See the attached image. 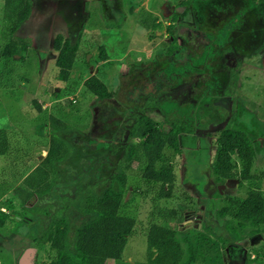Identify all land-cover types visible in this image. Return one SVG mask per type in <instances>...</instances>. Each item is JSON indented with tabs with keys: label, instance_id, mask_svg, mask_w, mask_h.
I'll return each instance as SVG.
<instances>
[{
	"label": "rangeland",
	"instance_id": "rangeland-1",
	"mask_svg": "<svg viewBox=\"0 0 264 264\" xmlns=\"http://www.w3.org/2000/svg\"><path fill=\"white\" fill-rule=\"evenodd\" d=\"M30 1L32 15L12 35L14 19L9 20L5 0H0V50L12 40L29 46L26 51L18 48L6 69L0 59V128L11 131L9 151L0 155V208L18 215L17 221L0 222V264H20L29 247L36 250L31 264H49L57 253L47 240L46 228L60 217L73 226L86 222L87 199L101 194L124 173L121 214L135 218L136 226L122 260L109 264L145 262L153 222L176 230L184 249L180 264H213L217 250L223 264H264V257H258L264 249V225L255 227L216 214L227 204L226 196L245 197L248 190L237 181L221 189L216 185L212 165L219 127L207 132L209 146L205 133L199 134L203 137L195 133L181 136L179 152L165 150L176 174L171 199H158L160 186L144 179V157L139 161L128 157L132 143L142 153V140L130 138L129 132L136 115L146 111L160 126L176 122L203 130L223 122L245 130L256 152L253 173L264 171V13L260 11L264 0ZM218 32L224 37L218 35L220 42L214 37L215 51L199 61L210 35ZM59 36L73 41L81 36L67 81L59 78L55 66L58 51L53 45ZM102 45L109 55L106 60L99 56ZM171 61L175 67L194 64L183 78L186 84L169 82V72L163 73ZM92 74L104 80L111 97L97 100L85 89ZM156 100L162 102L151 104ZM35 102L42 105L41 111ZM171 109L180 118L162 111ZM51 116L69 128L59 131ZM56 136L65 139L61 160L47 172L61 196L51 198L55 193L49 192L36 202L24 180L45 159ZM233 160L238 162V157ZM33 203L36 209L27 206ZM193 213L203 215L201 221L187 218ZM230 226L237 231L233 235ZM256 228L255 234L245 235ZM202 235L218 249L198 247ZM190 245L195 255L208 252L207 259L198 254L191 263Z\"/></svg>",
	"mask_w": 264,
	"mask_h": 264
},
{
	"label": "trees",
	"instance_id": "trees-1",
	"mask_svg": "<svg viewBox=\"0 0 264 264\" xmlns=\"http://www.w3.org/2000/svg\"><path fill=\"white\" fill-rule=\"evenodd\" d=\"M190 2V0H188ZM30 0H5V8L14 25L12 26L11 34L14 35L19 31L21 26L29 20L32 15V6ZM199 5H196L198 9ZM260 11L264 13V3L260 6ZM186 14V11L183 15ZM223 34L210 35V40L206 44V54L200 57L199 61H205L214 48L215 39ZM77 41H73L72 37L63 39L59 36L54 41V49L58 51L56 56L55 66L59 72V78L67 81L71 74V70L78 57L80 45V37ZM216 42H220L219 39ZM18 48L26 51L28 44H20L16 40L7 43L0 50V59L4 63L6 69L8 63L14 60V55L19 52ZM215 51V50H214ZM99 56L102 60L108 58V53L105 46H100ZM198 61V62H199ZM197 62V63H198ZM195 63V64H197ZM192 63H186L182 67H175L173 61L169 68L163 69V73L171 79H176L178 84L184 85L185 77L188 76ZM192 75H195L193 73ZM183 79V80H182ZM85 89L95 95L97 100H104L111 97L112 92L108 89L102 78L96 74L89 76L84 83ZM178 86V85H176ZM162 83L156 89L160 90ZM178 90V89H177ZM174 92H176L174 90ZM142 96L143 94H139ZM164 101V100H163ZM162 101H153L151 104L158 105ZM35 107L41 111L42 105L35 102ZM165 114L178 116L172 113V109L165 111ZM132 112V111H131ZM180 118V116H178ZM52 124L60 131L66 130L69 126L55 116H51ZM174 121V120H173ZM165 126H160L146 111L139 113L132 121L129 132L130 138L142 140V153L139 152L136 145L129 144L128 157L130 161L133 158L139 161L144 157L147 161L143 171L144 179L149 183L158 184L160 187L157 192L158 199H171L176 191V174L173 163L170 161V156H166L165 150L172 149L174 153L182 149V135H194V130L191 125L184 123H166ZM11 131L7 128H0V155H5L9 151ZM65 139L61 136H56L51 140L47 156L42 160L24 180L25 184L34 192V196L38 199L49 193L55 194L51 197H60L58 194L59 185L49 181L48 167L54 165L61 160V153L64 147ZM107 145L106 142L103 143ZM101 143V145H103ZM142 156V157H141ZM234 156L238 157V162L234 161ZM256 152L248 133L243 129H234L232 127L224 129L218 139L217 155L213 162V170L216 174L217 182L223 183L225 180L237 181L239 187L247 186V195L245 197H228L225 199L227 204L217 210V217H229L231 219L240 220L258 227L264 225V171L253 173ZM116 183L106 188L101 194L89 197L85 213L89 218L86 222L79 225H72V222L66 217L55 219L46 228L45 235L47 240L51 241V248L56 251V256L49 264H109L112 261H121L128 238L134 232L136 219L131 216L121 214L123 203V194L126 188L127 177L124 174L117 175L113 178ZM59 195V196H58ZM35 202V203H36ZM27 205L29 208L36 209V205ZM36 211V210H35ZM47 214L48 211H41ZM173 214H176L173 211ZM14 216V217H13ZM18 216L15 212H8L0 208V222L13 219L17 221ZM230 225V222H227ZM258 228L245 231L246 234H255ZM230 233H236L234 227H229ZM231 233V234H232ZM232 234V235H233ZM241 234V233H239ZM237 239L244 236L236 235ZM207 241L208 243H206ZM210 239L202 235L197 239L198 247L206 245L207 250L218 249L216 244H211ZM189 242V241H188ZM210 243V244H209ZM208 244V245H207ZM191 263L197 261V255L200 254L205 260L208 252L200 251L195 255V248L190 245ZM210 253V252H209ZM184 256L182 244L176 238V230L166 223H151L147 235V260L140 264H180ZM259 258L264 257V249L260 250ZM213 264H223L220 252L217 250L214 256ZM208 261V260H207Z\"/></svg>",
	"mask_w": 264,
	"mask_h": 264
},
{
	"label": "flooded vegetation",
	"instance_id": "flooded-vegetation-1",
	"mask_svg": "<svg viewBox=\"0 0 264 264\" xmlns=\"http://www.w3.org/2000/svg\"><path fill=\"white\" fill-rule=\"evenodd\" d=\"M35 12V11H34ZM34 14V13H33ZM37 20H38V18H37ZM36 19H35V21L36 22H38V26H41L43 23H41L42 21L41 20H38L37 21ZM40 21V22H39ZM42 31H44V30H42ZM220 124H222V123H220ZM220 124H218V125H220ZM208 131V130H207ZM196 133V132H195ZM205 135V134H204ZM206 137H208V144H210V141H209V135H205ZM196 137H203V135L201 134V135H196ZM209 157L210 158H208V161H210V159H211V152H210V149H209ZM187 166V165H186ZM189 166V165H188ZM215 178H216V174H215ZM217 179V178H216ZM234 180H225L223 183H219V184H216V185H219L220 186V189H221V186H223V187H225L226 185H230V184H234ZM206 192H210L209 191V189H207V191ZM187 216V218H195L194 220H195V222H199V221H201V219H202V217H203V215H201V214H196V213H193L192 215H190V214H187L186 215ZM18 219V218H17ZM191 219H190V221H191ZM238 242V241H237ZM240 242V241H239ZM255 257V256H254Z\"/></svg>",
	"mask_w": 264,
	"mask_h": 264
},
{
	"label": "water",
	"instance_id": "water-1",
	"mask_svg": "<svg viewBox=\"0 0 264 264\" xmlns=\"http://www.w3.org/2000/svg\"><path fill=\"white\" fill-rule=\"evenodd\" d=\"M35 254H36L35 248L33 247L27 248L22 255L20 264H31V259L34 258Z\"/></svg>",
	"mask_w": 264,
	"mask_h": 264
},
{
	"label": "crops",
	"instance_id": "crops-1",
	"mask_svg": "<svg viewBox=\"0 0 264 264\" xmlns=\"http://www.w3.org/2000/svg\"><path fill=\"white\" fill-rule=\"evenodd\" d=\"M226 107V106H225ZM223 123V122H222ZM228 125V124H227ZM226 125V126H227ZM225 126V124H220V125H217V126H215L214 128H212V129H203V130H200L199 128L198 129H196V135H199L200 133H205V135H209L207 132H210L211 133V131H214V129L215 128H218L219 127V131H220V133L224 130V129H226V128H229V127H226ZM232 127V126H231ZM235 129V128H234ZM208 130V131H207ZM195 135V134H194ZM209 143V142H208ZM207 143V144H208ZM208 146H209V144H208ZM209 149H210V147H209ZM256 158V157H255ZM255 161V160H254ZM211 164V163H210Z\"/></svg>",
	"mask_w": 264,
	"mask_h": 264
}]
</instances>
